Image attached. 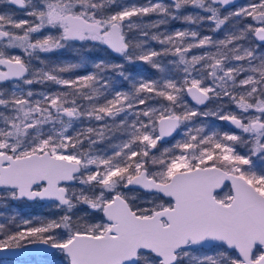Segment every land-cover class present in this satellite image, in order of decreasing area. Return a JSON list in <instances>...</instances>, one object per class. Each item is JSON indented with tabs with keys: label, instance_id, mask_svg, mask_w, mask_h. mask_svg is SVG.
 Masks as SVG:
<instances>
[{
	"label": "snow or ice",
	"instance_id": "snow-or-ice-1",
	"mask_svg": "<svg viewBox=\"0 0 264 264\" xmlns=\"http://www.w3.org/2000/svg\"><path fill=\"white\" fill-rule=\"evenodd\" d=\"M4 2L26 18L0 12V206L56 214L0 211V251L264 264V0Z\"/></svg>",
	"mask_w": 264,
	"mask_h": 264
},
{
	"label": "trees",
	"instance_id": "trees-1",
	"mask_svg": "<svg viewBox=\"0 0 264 264\" xmlns=\"http://www.w3.org/2000/svg\"><path fill=\"white\" fill-rule=\"evenodd\" d=\"M138 3H142L145 2L146 0H136ZM9 7L6 5V3L4 1L0 2V11L2 10H8ZM175 23H177V21H173L170 22V24L173 26ZM207 27V26H205ZM161 30H164L163 27ZM203 34H208L206 31ZM75 48H69V49H63L60 50V52L55 53V54H51L50 58L53 61H63V62H68L67 58H71V60H75V56H76V49H78L79 47H77V44H74ZM152 47L154 48H159L160 46L158 44H156L155 42H152ZM91 53L92 56H105L106 52L104 51V47H98V48H92L91 49ZM115 55V54H112ZM88 65H91L90 63ZM91 68V66H90ZM125 68L128 72L132 73L133 76H138L139 74H143L145 77H151V78H157L159 73L156 72V70L154 69H150L149 66L144 65V64H136V65H125ZM92 70V69H91ZM84 71L82 69H77V71H75V73L78 74H82ZM67 75V74H66ZM123 83V87L128 88L130 87V83L129 82H122ZM36 88V85H34ZM40 87H44L42 85H39ZM58 86L55 85H49L48 86V90L51 91H56ZM45 89V87H44ZM45 214H48L47 216H51L56 214L54 212L53 209H49L48 211L45 212ZM46 217V216H43ZM49 257H46L43 254L40 255H31L28 257H23V258H15V259H6V258H0V261H6V262H10L13 264H47V261L49 260Z\"/></svg>",
	"mask_w": 264,
	"mask_h": 264
},
{
	"label": "rangeland",
	"instance_id": "rangeland-1",
	"mask_svg": "<svg viewBox=\"0 0 264 264\" xmlns=\"http://www.w3.org/2000/svg\"><path fill=\"white\" fill-rule=\"evenodd\" d=\"M4 1V0H0ZM129 2H135L138 3L136 0H129ZM146 2V1H145ZM145 2L142 3H138V4H143ZM248 3V0H238L236 3V6H242L244 4ZM4 11H10L13 12L17 15L18 18H26L23 14V12L16 10V9H8V10H2L0 12H4ZM220 35H223V33H221ZM82 43L86 44V46H90L93 42H79L77 44V47H79ZM17 52L19 50H16ZM199 51V50H196ZM44 56H48L50 57L51 54H42ZM67 61H71V62H76L75 60H71V58H67ZM91 65H86L82 68L84 72L82 74H84L86 71H91L90 68ZM74 71H77L74 70ZM35 88V86H33ZM36 90H46L44 89V87H40L39 85H36ZM49 209H51L48 206L47 202H40V201H36V202H26V201H17V202H12L11 205L8 208H4L3 206H0V211L5 212L6 215L11 214V213H19L21 216H24L25 218L28 217H43V216H47L48 214H45L46 211H48ZM0 264H13L10 262H6V261H0Z\"/></svg>",
	"mask_w": 264,
	"mask_h": 264
},
{
	"label": "water",
	"instance_id": "water-1",
	"mask_svg": "<svg viewBox=\"0 0 264 264\" xmlns=\"http://www.w3.org/2000/svg\"><path fill=\"white\" fill-rule=\"evenodd\" d=\"M238 0H235V4L237 3ZM16 8V6H13ZM17 9V8H16ZM31 202V201H27ZM43 202V201H40ZM42 254L39 252L36 248L32 246H28L24 249H16V250H3L0 251V258H6V259H17V258H23V257H28L31 255H40Z\"/></svg>",
	"mask_w": 264,
	"mask_h": 264
},
{
	"label": "flooded vegetation",
	"instance_id": "flooded-vegetation-1",
	"mask_svg": "<svg viewBox=\"0 0 264 264\" xmlns=\"http://www.w3.org/2000/svg\"><path fill=\"white\" fill-rule=\"evenodd\" d=\"M7 5V4H6ZM8 7H9V9H16V8H14L13 6H9V5H7ZM16 10H18V9H16ZM182 26V22L181 21H177V23H175L173 26L171 25V24H169L168 25V30H172L173 28H179V27H181ZM221 34V33H220ZM73 44H78L79 43V41H76V42H72ZM27 202V201H26Z\"/></svg>",
	"mask_w": 264,
	"mask_h": 264
}]
</instances>
